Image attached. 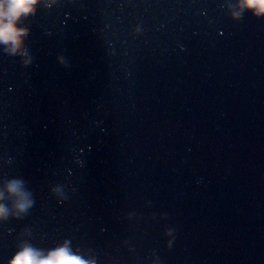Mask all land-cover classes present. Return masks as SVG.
<instances>
[{
	"label": "water",
	"instance_id": "95a60500",
	"mask_svg": "<svg viewBox=\"0 0 264 264\" xmlns=\"http://www.w3.org/2000/svg\"><path fill=\"white\" fill-rule=\"evenodd\" d=\"M166 118L264 219V13L242 0H80Z\"/></svg>",
	"mask_w": 264,
	"mask_h": 264
},
{
	"label": "clouds",
	"instance_id": "9594fccd",
	"mask_svg": "<svg viewBox=\"0 0 264 264\" xmlns=\"http://www.w3.org/2000/svg\"><path fill=\"white\" fill-rule=\"evenodd\" d=\"M33 0H0V55L7 56L14 47V40L20 33L10 30V24L27 14ZM244 7L264 13V0H242ZM16 198L14 208L23 213L31 207L30 193L24 190L23 182L18 179L7 181L0 188V219L6 218L9 208L2 201L6 195ZM9 264H93L74 253L66 241L63 245L45 252L31 245H24L9 261Z\"/></svg>",
	"mask_w": 264,
	"mask_h": 264
}]
</instances>
